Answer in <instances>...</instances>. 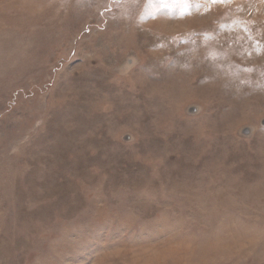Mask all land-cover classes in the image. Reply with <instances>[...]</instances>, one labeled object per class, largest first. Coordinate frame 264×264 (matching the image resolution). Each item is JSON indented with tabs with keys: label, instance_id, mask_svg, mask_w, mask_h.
Wrapping results in <instances>:
<instances>
[{
	"label": "rangeland",
	"instance_id": "obj_1",
	"mask_svg": "<svg viewBox=\"0 0 264 264\" xmlns=\"http://www.w3.org/2000/svg\"><path fill=\"white\" fill-rule=\"evenodd\" d=\"M0 264H264V0H0Z\"/></svg>",
	"mask_w": 264,
	"mask_h": 264
},
{
	"label": "snow or ice",
	"instance_id": "obj_2",
	"mask_svg": "<svg viewBox=\"0 0 264 264\" xmlns=\"http://www.w3.org/2000/svg\"><path fill=\"white\" fill-rule=\"evenodd\" d=\"M213 2H225V0H213Z\"/></svg>",
	"mask_w": 264,
	"mask_h": 264
}]
</instances>
